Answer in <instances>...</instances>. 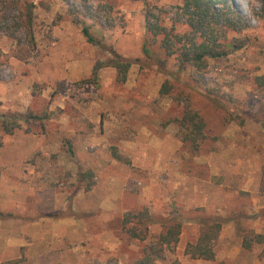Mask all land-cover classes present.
Here are the masks:
<instances>
[{"label":"rangeland","instance_id":"obj_1","mask_svg":"<svg viewBox=\"0 0 264 264\" xmlns=\"http://www.w3.org/2000/svg\"><path fill=\"white\" fill-rule=\"evenodd\" d=\"M228 1L246 27L197 71L145 29L181 0H0V264H264V12ZM112 53L132 62L124 82ZM143 210L156 222L134 225ZM216 218L213 260L191 259ZM171 219L176 244L150 254Z\"/></svg>","mask_w":264,"mask_h":264},{"label":"trees","instance_id":"obj_2","mask_svg":"<svg viewBox=\"0 0 264 264\" xmlns=\"http://www.w3.org/2000/svg\"><path fill=\"white\" fill-rule=\"evenodd\" d=\"M261 11L264 12V0H256ZM169 14L170 28L164 26L160 16L151 9L146 12L145 29L147 34L157 39L159 36L160 47L167 56H174L179 69L185 66H191L197 71H203L207 67L209 59H217L226 56L229 52L228 47L234 48L231 44H222L228 31L239 32L246 27L241 14L236 10L233 3L228 0H181V4L171 8ZM30 15L28 22H30ZM184 28V32H175V28ZM82 34L89 43H95L86 28H82ZM238 49V47H235ZM145 55L148 52L144 50ZM105 67L115 68L117 78L124 82L127 72L132 65L130 60L123 59L116 53H112L108 58ZM102 67L101 63H96L93 68L92 76L96 78L97 71ZM264 79V78H263ZM167 83L165 82L160 89L162 96L167 95ZM37 118V117H33ZM179 126L186 128L185 139L193 141L202 139L203 121L196 112L185 110L181 119L178 120ZM242 124V122H239ZM19 125L15 121H3V127L6 131L12 132ZM189 128H191L189 130ZM136 223L139 225L144 218L149 223H155L156 219L148 215L147 210L140 211L134 215ZM214 219L212 223L201 222L202 231L194 244H188L185 253L191 259L213 260L214 252L212 250L213 242L218 236L220 223ZM126 217L123 222L126 223ZM163 231L159 234L155 243L149 246L150 254H159L163 252L164 247L174 246L180 234V222L177 220H164L161 222ZM147 232V228L144 229ZM131 237L144 240V235L137 233V228L128 229ZM255 240L260 242L263 236L256 235ZM246 246V244H245Z\"/></svg>","mask_w":264,"mask_h":264}]
</instances>
